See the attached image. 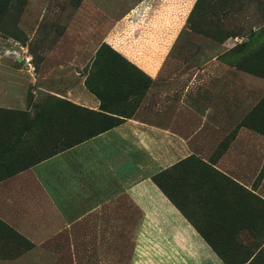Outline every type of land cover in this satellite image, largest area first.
<instances>
[{
    "label": "rangeland",
    "instance_id": "1",
    "mask_svg": "<svg viewBox=\"0 0 264 264\" xmlns=\"http://www.w3.org/2000/svg\"><path fill=\"white\" fill-rule=\"evenodd\" d=\"M142 1L0 0V64L25 70L32 64L38 85L52 91L34 109H0V161L21 160L11 151L19 148L14 136L23 128L44 130L38 155L44 157L133 117L142 104L151 112L149 106L164 100L167 111L197 118L203 132L193 141L196 155L162 174L159 184L195 182L197 200L175 199L184 215L230 263L264 264V0H179L180 26L172 29L175 40L156 80L104 43ZM163 9L144 10L141 33L167 32L163 21L146 27L156 13L172 18ZM82 78L102 100L100 112L57 96ZM181 100L192 109L170 106ZM33 113L52 123L30 124ZM30 246L0 221V262L17 261ZM125 249L122 260H130Z\"/></svg>",
    "mask_w": 264,
    "mask_h": 264
},
{
    "label": "crops",
    "instance_id": "2",
    "mask_svg": "<svg viewBox=\"0 0 264 264\" xmlns=\"http://www.w3.org/2000/svg\"><path fill=\"white\" fill-rule=\"evenodd\" d=\"M157 5L164 8L160 12L171 10L172 18L164 21L156 13L146 27L156 29L163 21L167 32L141 33L144 10ZM179 13V0H143L110 28L104 43L156 80L175 40L172 29L180 26ZM130 17L133 23H128ZM33 69L32 64L29 70L0 64V109H34L52 93L38 85ZM82 73L76 70L78 76ZM57 96L101 111L102 100L86 88L84 78ZM146 105L115 127L44 157L38 156L45 148L44 130L23 128L14 136L19 148L11 153L21 160L11 161L4 169L10 173L0 180V221L31 246L17 261L0 264H224L176 205L197 200L201 187L193 181L162 187L154 180L196 155L193 141L203 127H197V118L167 111L164 100L149 106L151 112ZM171 105L192 109L190 101ZM30 121L40 127L52 123L34 113ZM206 122V117L200 119ZM126 245L133 253L130 260H122Z\"/></svg>",
    "mask_w": 264,
    "mask_h": 264
},
{
    "label": "trees",
    "instance_id": "3",
    "mask_svg": "<svg viewBox=\"0 0 264 264\" xmlns=\"http://www.w3.org/2000/svg\"><path fill=\"white\" fill-rule=\"evenodd\" d=\"M118 124H119V123H118ZM118 124L108 125V126L104 127L100 132L107 131V130H109V129L115 127V126L118 125ZM90 136H91V135H90ZM90 136H88V137H90ZM88 137H86V138H88ZM79 142H80V141H79ZM77 143H78V142H77ZM69 147H70V146H69ZM9 163H11V162H8V161L5 162V160L0 161V165L3 166V167L0 169V180H2L6 175H8L7 173H10L9 171H5V170H4V169H6L7 167L10 166ZM154 180L159 184V177L154 178ZM204 238H205V240L211 245V247L214 249V251L216 252V254L219 256V258H220L225 264H232V263H230V262H231V261H230V257H228L225 253L219 251V250L214 246V244H212V243L210 242V240H208V238H206L205 236H204Z\"/></svg>",
    "mask_w": 264,
    "mask_h": 264
}]
</instances>
